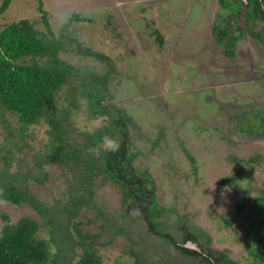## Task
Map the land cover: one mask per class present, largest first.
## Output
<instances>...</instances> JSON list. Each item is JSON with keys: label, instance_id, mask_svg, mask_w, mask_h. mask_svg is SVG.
Here are the masks:
<instances>
[{"label": "rangeland", "instance_id": "rangeland-1", "mask_svg": "<svg viewBox=\"0 0 264 264\" xmlns=\"http://www.w3.org/2000/svg\"><path fill=\"white\" fill-rule=\"evenodd\" d=\"M43 1L56 31L74 13L88 18L74 22L72 36L114 63L108 83L111 102L138 117L130 133L132 149L141 151L134 166L150 172L157 203L166 209L157 220V229L176 240L184 231L204 239V244L208 238V250L217 248L219 255L231 256L238 264L254 263L259 253L257 238L261 237L250 228L252 212L246 211L232 226H226L223 219L234 212L244 189L253 196L264 189V42L245 33L235 57L223 55L210 36L220 11L218 0ZM38 3L13 0L0 24L39 18ZM154 29L163 38L162 46L157 35L151 34ZM256 29L264 40V24ZM71 60L80 67L102 69L95 60L76 53ZM45 130L38 126L21 143L8 144L0 152V174L22 168V158L32 163L33 154L48 140ZM6 136L0 122V145L7 144ZM256 155L261 164L248 165L247 160ZM34 166L25 169L42 172ZM48 170L50 175L43 184L22 179L17 186L46 204L53 203L63 197L69 178L57 166ZM230 177L233 185L222 182ZM93 190L95 207L81 212L73 225H79L84 234L98 235L86 243L103 257V264L180 262L170 258L167 248L171 242L153 234L139 210L122 216L117 186L97 177ZM24 216L39 220L29 205L0 200V233L5 223H16ZM257 223L260 227V220ZM71 230L79 243L73 227ZM39 234L49 237L42 221ZM75 249L71 264L83 251L79 244Z\"/></svg>", "mask_w": 264, "mask_h": 264}, {"label": "trees", "instance_id": "trees-1", "mask_svg": "<svg viewBox=\"0 0 264 264\" xmlns=\"http://www.w3.org/2000/svg\"><path fill=\"white\" fill-rule=\"evenodd\" d=\"M36 1L39 2L36 7L39 18L0 24V122L8 134L4 138L7 144L0 145V152L11 143H21L25 140L23 138L30 136L29 130L38 126L46 129L48 140L43 142L42 150L34 152L32 163L22 158L19 161L22 168L18 167L5 176L0 174V200L29 205L39 220L24 216L16 223L7 222L2 226L0 264H71L76 258L78 244L83 251L75 264H103V257L90 242L86 243L98 235L84 234L79 225H73V220L81 212L95 207L93 189L97 177L119 189L123 217L139 210L153 234L172 239L168 232L157 229V220L164 216L166 209L157 203L152 175L148 170H138L134 166L141 151L132 149L130 133L138 117L111 102L113 97L109 94L108 83L115 71L114 63L104 53L84 45L76 35L72 36L74 22L88 18L74 13L56 31L50 23L48 17L51 13L45 8L44 1ZM12 2L0 0V18L5 16ZM218 6L220 11L210 27V36L221 47L223 55L235 57L237 43L245 33L264 42L256 29L258 24H264V0H218ZM154 31L151 34L157 35L162 46L160 32L158 29ZM75 53L80 58L95 60L102 69L76 65L71 60ZM82 96L90 101L93 116L107 117L105 126L93 135L76 128L71 119V109L77 106V99ZM104 135L118 141V151H97ZM185 154L192 159L187 151ZM261 160L256 155L247 163L257 167ZM24 161L42 172L27 171L26 165H22ZM52 166H57L69 178V187L62 198L46 204L37 195L17 186L22 179L43 184L50 175L48 168ZM222 182L233 185L234 180L230 177ZM246 211L253 214L250 228L256 229L261 237L257 238L260 240L259 247L256 245L259 253L252 264H264V229H261L262 234L259 231L264 228V189L258 190L256 196L244 189L236 200L234 212L225 214L226 226H232L235 219L241 218ZM3 218L8 220L6 215ZM41 221L48 228V239L39 234ZM72 227L79 243L74 239ZM63 237L66 242H61ZM221 261L222 264H237L227 256Z\"/></svg>", "mask_w": 264, "mask_h": 264}, {"label": "flooded vegetation", "instance_id": "flooded-vegetation-1", "mask_svg": "<svg viewBox=\"0 0 264 264\" xmlns=\"http://www.w3.org/2000/svg\"><path fill=\"white\" fill-rule=\"evenodd\" d=\"M202 236L204 237L203 233ZM171 242V248H167V250L170 252L169 256L171 259H174V262H178V260H180V264L182 263H186V261L188 260V258H190V262L187 264H222L221 258H223L226 255H219V253H217V251L214 249V251L212 250H208V245L210 244L211 241H207V238L205 239V244H204V239H200L197 236H195L194 234H187L185 232H183L182 238L179 239H175L174 237L172 239H167ZM195 244L196 247L192 248L187 246V244L189 243ZM198 247V249H197ZM194 252V253H193ZM217 253V254H216ZM228 259H230V261H235L234 259L231 258V256H227ZM176 262V263H177ZM236 262V261H235ZM178 263V264H179ZM238 264V263H237Z\"/></svg>", "mask_w": 264, "mask_h": 264}, {"label": "clouds", "instance_id": "clouds-1", "mask_svg": "<svg viewBox=\"0 0 264 264\" xmlns=\"http://www.w3.org/2000/svg\"><path fill=\"white\" fill-rule=\"evenodd\" d=\"M71 119L76 128L93 135L99 128L105 126V118L93 116L90 109V101L87 97H78L77 106L71 109ZM119 150V143L111 136L104 135L100 138L97 151L116 152Z\"/></svg>", "mask_w": 264, "mask_h": 264}, {"label": "water", "instance_id": "water-1", "mask_svg": "<svg viewBox=\"0 0 264 264\" xmlns=\"http://www.w3.org/2000/svg\"><path fill=\"white\" fill-rule=\"evenodd\" d=\"M187 246L192 247V248H195L196 247V245L195 244H192L191 242L189 244H187ZM197 249H198V247H197Z\"/></svg>", "mask_w": 264, "mask_h": 264}]
</instances>
